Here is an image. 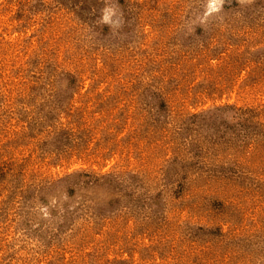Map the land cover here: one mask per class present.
I'll use <instances>...</instances> for the list:
<instances>
[{
  "label": "rangeland",
  "instance_id": "rangeland-1",
  "mask_svg": "<svg viewBox=\"0 0 264 264\" xmlns=\"http://www.w3.org/2000/svg\"><path fill=\"white\" fill-rule=\"evenodd\" d=\"M0 264H264V0H0Z\"/></svg>",
  "mask_w": 264,
  "mask_h": 264
}]
</instances>
